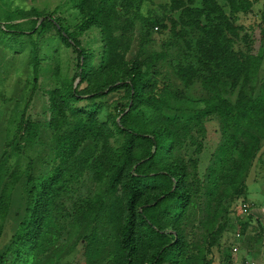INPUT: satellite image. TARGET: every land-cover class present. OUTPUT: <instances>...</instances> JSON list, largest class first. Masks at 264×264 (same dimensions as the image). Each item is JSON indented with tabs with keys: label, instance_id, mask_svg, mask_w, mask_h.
Returning <instances> with one entry per match:
<instances>
[{
	"label": "trees",
	"instance_id": "16d2710c",
	"mask_svg": "<svg viewBox=\"0 0 264 264\" xmlns=\"http://www.w3.org/2000/svg\"><path fill=\"white\" fill-rule=\"evenodd\" d=\"M35 1L0 0V73L29 47L33 92L58 46L74 58L43 119L0 127V264H232L230 228L261 240L251 213L230 218L264 147V57L240 22L255 2L63 0L72 24Z\"/></svg>",
	"mask_w": 264,
	"mask_h": 264
},
{
	"label": "rangeland",
	"instance_id": "374dc122",
	"mask_svg": "<svg viewBox=\"0 0 264 264\" xmlns=\"http://www.w3.org/2000/svg\"><path fill=\"white\" fill-rule=\"evenodd\" d=\"M253 1L255 5L252 12L249 15L241 16L240 22L244 27L251 26L253 28V32H250L252 34L253 49H255V52L263 54L264 57V22L261 26L257 24L260 21L259 11L263 9L264 0ZM33 4L48 12L59 6L60 15L69 19L72 24L76 21L75 12L69 9V6L67 7L63 0H36ZM167 36V33H162L161 35L159 33L155 34L157 49L163 47L161 43L162 39H169ZM96 37L97 33L92 31L84 35L83 40L90 44V46L96 47L99 44V39ZM56 44L53 43V45ZM58 47L59 49L56 52L55 58L44 61L48 69L41 72L39 90L37 89L33 92L32 76L27 67L29 47H19L16 49L17 52H9L6 58L3 59L2 72L0 73V127L5 130L6 134L9 132L8 125L17 111L20 112L25 109L35 119H43V101L46 99L44 90L49 88L53 83L51 73L54 66L60 64L62 71L67 72V68L72 65V59L74 58L71 49H65L63 46ZM168 50L172 55L175 52L174 47H169ZM262 67L264 70V63ZM164 69V71L170 72L167 64H165ZM209 156L210 151H206L203 154L202 161L205 164ZM246 182L247 188H249L245 204L247 212H243L242 210V214H239L240 200H238L231 208L233 212L230 218L234 220L236 216L244 217L246 213H251L252 217L258 219L260 224L264 226V147L258 155V160L250 171L249 177L247 176ZM257 232H259V228L256 225H250L245 234H240L237 229L232 228L224 234L222 242L231 248L232 264H264V229L261 240L256 241L255 234ZM238 234H240L239 237L237 236Z\"/></svg>",
	"mask_w": 264,
	"mask_h": 264
},
{
	"label": "built area",
	"instance_id": "2783aa9c",
	"mask_svg": "<svg viewBox=\"0 0 264 264\" xmlns=\"http://www.w3.org/2000/svg\"><path fill=\"white\" fill-rule=\"evenodd\" d=\"M243 212H247V206L245 204L242 205ZM239 237V234L237 235ZM264 241V239H263Z\"/></svg>",
	"mask_w": 264,
	"mask_h": 264
}]
</instances>
